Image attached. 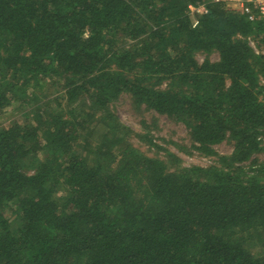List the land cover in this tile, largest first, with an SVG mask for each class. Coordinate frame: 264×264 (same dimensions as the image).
Returning a JSON list of instances; mask_svg holds the SVG:
<instances>
[{
    "label": "trees",
    "instance_id": "1",
    "mask_svg": "<svg viewBox=\"0 0 264 264\" xmlns=\"http://www.w3.org/2000/svg\"><path fill=\"white\" fill-rule=\"evenodd\" d=\"M248 36L264 44V24L208 0H0V116L47 80L62 90L32 123L0 121V264H264V57ZM123 94L200 154L231 153L184 167L138 134L146 154L110 108Z\"/></svg>",
    "mask_w": 264,
    "mask_h": 264
},
{
    "label": "rangeland",
    "instance_id": "2",
    "mask_svg": "<svg viewBox=\"0 0 264 264\" xmlns=\"http://www.w3.org/2000/svg\"><path fill=\"white\" fill-rule=\"evenodd\" d=\"M205 58L203 54H197L196 60L201 63ZM208 60L215 62L218 60L216 52L208 55ZM48 81V80H47ZM45 82L41 91L38 90L37 98L33 99L27 96L29 99V105L20 102L11 103L10 106L5 108L0 116L2 125L8 123H17L23 125L25 123H32V114L28 112L29 108H34L37 105L42 106L46 103L44 100H51L52 106H54V98H58L62 94L61 82L54 84L52 81ZM38 100V101H37ZM47 104V103H46ZM111 110L118 117L123 126L130 130V141L133 145L137 146L140 150L146 154L155 156L157 151L154 148H148L138 139L139 135H148L152 141L164 148H167L180 160L181 165L184 167L199 166L208 167L210 165H217L218 157L228 156L232 151V143L230 141H223L222 143L213 147L217 156H204L198 151L192 148V142L190 140L187 129L179 122L173 119L156 113L153 110L146 109L144 106L135 107L129 95H120L111 105ZM252 160L262 162L264 160V152L257 153L252 156ZM5 216L13 222L14 215L7 209ZM254 250V249H253ZM255 252L257 249L255 248ZM264 255V251H261Z\"/></svg>",
    "mask_w": 264,
    "mask_h": 264
},
{
    "label": "built area",
    "instance_id": "3",
    "mask_svg": "<svg viewBox=\"0 0 264 264\" xmlns=\"http://www.w3.org/2000/svg\"><path fill=\"white\" fill-rule=\"evenodd\" d=\"M209 3L221 4L228 9H231L241 16L245 17L249 22H262L264 24V0H208ZM188 14L191 16L192 26L197 25V14L205 13L204 4L189 5L187 7ZM262 36H248L246 38L247 45L255 56L264 57V44L261 42ZM260 84H264L261 80ZM261 142V147L264 148V137L258 138Z\"/></svg>",
    "mask_w": 264,
    "mask_h": 264
}]
</instances>
